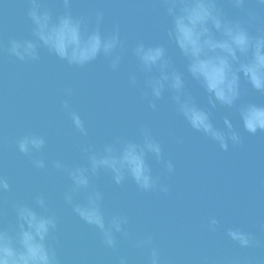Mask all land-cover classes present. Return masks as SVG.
<instances>
[{"label":"water","instance_id":"95a60500","mask_svg":"<svg viewBox=\"0 0 264 264\" xmlns=\"http://www.w3.org/2000/svg\"><path fill=\"white\" fill-rule=\"evenodd\" d=\"M41 3L54 16L65 11L63 0ZM222 3L229 17L246 19L249 10L256 12L259 18L250 31L264 29V8L255 0H247L243 10L232 8L227 0ZM29 8L30 0H0V176L10 185L0 194V226L15 224L14 204L35 206L34 198L42 195L57 218L49 243L59 264H120L121 257L127 264H149L153 247L160 264H264V132L249 134L229 116L241 142L229 141L225 151L191 129L176 113L167 92L156 101L155 110L144 96L145 77L131 53L138 42L164 43L176 67L182 70L184 63L168 41L170 18L162 0H70L73 16L85 19L90 29L96 27V14L102 13V34L119 30L126 51L116 70L103 56L77 67L44 48L38 49L36 61L10 55V40L34 39ZM133 74L136 85L130 83ZM189 88L198 102L206 104L198 86L190 82ZM242 100L264 104V96L250 91ZM65 101L80 115L87 135L73 125L63 108ZM226 115V110L217 108L213 122L223 127ZM144 127L162 146L160 161L151 154L147 157L157 178L155 190L139 189L130 177L117 185L112 173L103 169L91 177L92 186L102 193L106 218L128 219L124 225L128 235L115 233L116 245L108 247L99 230L65 202L72 182L54 162L87 166L82 146L100 153L106 144L117 141L142 142ZM27 134L45 139L44 148L30 156L21 153L17 144ZM34 159H43L45 168H36ZM168 161L174 166L172 173L166 170ZM159 185H166L168 191H160ZM83 200L80 193L73 202ZM211 217L218 221L215 231L208 227ZM229 228L250 233L253 243L242 247L227 235ZM149 236L151 245L138 246Z\"/></svg>","mask_w":264,"mask_h":264},{"label":"clouds","instance_id":"9594fccd","mask_svg":"<svg viewBox=\"0 0 264 264\" xmlns=\"http://www.w3.org/2000/svg\"><path fill=\"white\" fill-rule=\"evenodd\" d=\"M227 2L237 10L245 9L247 4V0ZM162 3L170 18L168 41L175 46L184 63L182 70L178 69L164 43L138 42L132 47L131 53L145 77L143 85L147 91L144 96L149 107L155 110L156 101L167 92L176 113L191 129L218 143L225 151L229 141L234 145L241 142L240 133L229 116L249 134L264 132V104L242 100L248 91L264 96V29L256 33L250 31L258 14L249 10L246 19L229 17L222 0H162ZM255 3L264 8V0H255ZM63 7L65 11L54 16L41 0H30L27 15L34 39L10 40L7 52L20 61H36L38 49L44 48L61 61L77 67H84L103 56L110 59L109 67L116 70L126 51L119 30L102 34V13L96 14V27L90 29L85 19L73 16L69 10L70 0H63ZM137 82V76L131 75L130 83L136 85ZM190 82L198 86L206 97V104L198 102L189 88ZM71 93L68 89L67 94ZM63 108L75 128L87 135L84 122L68 101ZM217 108L228 113L223 118V127L217 126L212 119ZM141 134L142 142L117 141L106 144L100 153L90 146H82L81 150L87 154V166L69 167L60 160L54 162V167L66 172L72 182V188L64 194L65 202L82 221L99 230L108 247H115V233L128 235L124 230L128 219L121 215L106 218L101 206L102 193L92 186L91 177L103 169L112 173L117 185L130 177L139 189L155 190L157 178L152 174L147 157L151 154L160 161L162 146L146 127ZM17 144L21 153L30 156L44 148L45 139L27 134ZM33 164L39 169L46 166L43 159H34ZM165 167L168 173L174 171L171 161L166 162ZM9 188L7 179L0 176V194ZM159 188L162 192L168 191L166 185H159ZM80 193L84 194L83 202L74 203V197ZM34 199L35 206L14 204L15 224L0 226V264H59L56 251L49 243L51 234L57 229L56 215L50 212L42 195ZM217 226V219L209 218V229L215 231ZM227 235L242 247L253 243L252 235L239 228H229ZM140 244L151 245L152 237L138 242V246ZM120 264H127V260L121 257ZM149 264H160L155 247L151 249Z\"/></svg>","mask_w":264,"mask_h":264}]
</instances>
